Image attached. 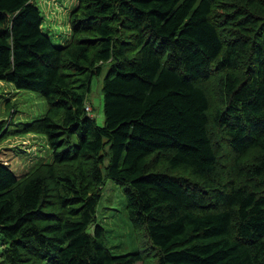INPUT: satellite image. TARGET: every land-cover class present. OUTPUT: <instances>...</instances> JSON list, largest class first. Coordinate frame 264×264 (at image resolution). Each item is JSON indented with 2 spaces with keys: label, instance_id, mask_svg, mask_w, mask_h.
I'll return each mask as SVG.
<instances>
[{
  "label": "trees",
  "instance_id": "trees-1",
  "mask_svg": "<svg viewBox=\"0 0 264 264\" xmlns=\"http://www.w3.org/2000/svg\"><path fill=\"white\" fill-rule=\"evenodd\" d=\"M77 3L56 46L36 0H0V82L46 100L21 133L53 151L0 160V264H264V0ZM105 178L145 251L109 249Z\"/></svg>",
  "mask_w": 264,
  "mask_h": 264
},
{
  "label": "rangeland",
  "instance_id": "rangeland-1",
  "mask_svg": "<svg viewBox=\"0 0 264 264\" xmlns=\"http://www.w3.org/2000/svg\"><path fill=\"white\" fill-rule=\"evenodd\" d=\"M36 2L44 18L43 31L56 46H62L70 39L68 16L77 6V0ZM106 72L107 68L101 77L94 80L88 102L89 112L96 118L99 126H103L105 122L101 89ZM46 112L47 103L41 95L0 82V160L9 165L18 177L25 175L39 159L52 162L53 151L44 136L21 133L27 124L42 118ZM97 222L105 228L107 245L114 255L123 256L146 250L148 239L144 231L138 232L132 227L122 189L107 178L97 208ZM91 232L93 233V229ZM6 246V240L0 236V262L2 250ZM149 257L147 262H152Z\"/></svg>",
  "mask_w": 264,
  "mask_h": 264
},
{
  "label": "built area",
  "instance_id": "built-area-1",
  "mask_svg": "<svg viewBox=\"0 0 264 264\" xmlns=\"http://www.w3.org/2000/svg\"><path fill=\"white\" fill-rule=\"evenodd\" d=\"M88 110V112H89V108L87 109ZM90 113V112H89Z\"/></svg>",
  "mask_w": 264,
  "mask_h": 264
}]
</instances>
